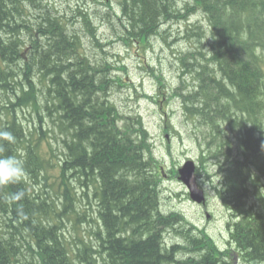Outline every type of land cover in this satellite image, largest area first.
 <instances>
[{"label": "trees", "instance_id": "obj_1", "mask_svg": "<svg viewBox=\"0 0 264 264\" xmlns=\"http://www.w3.org/2000/svg\"><path fill=\"white\" fill-rule=\"evenodd\" d=\"M44 2L0 0V92L15 93L13 84L20 85L6 105L0 99V130L16 138L14 144L0 142V154L18 156L27 170L19 184L0 186V264H229L236 256L264 264V0H187L183 8L175 0H120L121 13L115 15L125 39L144 47L153 37L166 41L161 30L172 20L188 21L198 12L206 19L208 34L200 25L185 32L192 40L196 29L195 42L207 53L183 54L194 90L179 96L205 146L202 162L214 161L226 177L218 195L236 220L226 252L206 232L192 235V227L179 226H189L185 218L161 212L159 162L141 117L118 111L108 99L114 82L109 64L82 54L78 36L71 40L56 10ZM106 7L112 12L109 3ZM78 15L95 35L89 15L81 10ZM34 72L53 93L47 110L50 116L53 109L58 113L55 121L65 135L64 158L56 164L63 209L40 190L41 175L48 187L50 160L45 164L40 142L32 143L16 115L40 108ZM76 174L88 179L100 206L95 245L79 240L72 247L62 233L63 217L78 216L70 183ZM16 191L25 196L12 202ZM166 229L183 244L167 248ZM180 252L181 262L174 259Z\"/></svg>", "mask_w": 264, "mask_h": 264}, {"label": "rangeland", "instance_id": "obj_2", "mask_svg": "<svg viewBox=\"0 0 264 264\" xmlns=\"http://www.w3.org/2000/svg\"><path fill=\"white\" fill-rule=\"evenodd\" d=\"M175 1L179 8H183L187 2ZM119 2L120 0H45L44 3H48L50 8L56 10L60 20L68 28L71 40L74 35L78 36L79 51L82 54L93 61L97 60L98 64H109L110 70L107 72L109 79L114 82L107 92L108 99L115 104L118 111L126 117L142 118L148 132V142L152 146L155 159L159 162L161 180L158 201L161 212L165 216L184 217L190 225L179 223V226H185L186 229L192 227V235H197L198 230H204L220 249L225 250L229 247V231L234 230V225H227L231 221V212L223 205L218 195L220 187L225 188L226 177L224 174L218 175L219 168L213 161L202 162L201 153L205 146H200L199 142H203L201 135L192 120L186 116L182 98L179 96L181 92L188 94L194 90L193 76L184 70L180 61L183 54L196 51L207 53L195 42L198 39L196 29L194 30L196 35H193L192 40L185 38V32L188 27L193 29L194 26L200 25L208 34L206 19L197 11L198 13L192 15L188 21L172 20L161 30L166 41L161 37H153L144 47L134 40L125 39L120 28L121 22L115 17L121 13ZM107 3L112 6V12L106 7ZM79 10L89 15L93 26L96 27L95 35L87 31L82 18L78 15ZM37 11L39 12V9ZM32 14H36L35 10ZM97 41L102 46H98ZM189 61L193 62L191 59ZM31 76L37 85L40 108L38 111L33 107L23 108L17 111L16 115L24 124L32 143L40 142L41 157L45 161L50 160L49 168L46 165L48 187L44 188L45 182L41 175L40 190H47L51 198L53 197L52 200L63 209L62 204L66 203V200L59 187L60 174L56 164L64 158L62 140L65 135L60 132L55 121L58 113L53 109V116H50L47 110V106L52 109L53 94L46 88L48 83L42 80V75L35 72ZM20 80L22 81L19 82L26 88L21 72ZM13 85L15 93L0 92V99L4 105L8 101L6 98L14 97L20 90V85ZM0 118L4 119L3 115H0ZM205 156L207 157V154ZM187 160H193L199 167L197 179L206 192V206L198 205L191 200L188 189L174 173ZM79 176V174L70 176L72 195L75 200L78 198L75 201L78 216L71 214L63 217L62 223V233L72 247L80 246L79 240L87 244H97L94 233L101 228L100 206L94 197L90 182L86 177ZM30 183L34 184L33 181ZM86 183L89 188L85 187ZM250 189L254 191V188ZM179 226L177 230L180 229ZM164 237L167 247L177 243L183 244L181 237L171 229H166ZM190 254L195 256L194 251ZM94 257L98 258L97 255ZM184 257V252H180L174 259L181 262ZM229 262L234 264L230 259ZM237 264L253 263L241 259Z\"/></svg>", "mask_w": 264, "mask_h": 264}, {"label": "clouds", "instance_id": "obj_3", "mask_svg": "<svg viewBox=\"0 0 264 264\" xmlns=\"http://www.w3.org/2000/svg\"><path fill=\"white\" fill-rule=\"evenodd\" d=\"M6 141L10 144L16 142V138L12 132L8 130H0V142ZM4 152L3 145L0 144V153ZM27 176V170L23 159L16 155L0 154V186L15 185L24 181ZM23 191H16L10 196V201L17 202L24 198Z\"/></svg>", "mask_w": 264, "mask_h": 264}, {"label": "water", "instance_id": "obj_4", "mask_svg": "<svg viewBox=\"0 0 264 264\" xmlns=\"http://www.w3.org/2000/svg\"><path fill=\"white\" fill-rule=\"evenodd\" d=\"M195 164L192 161L187 162L179 170V179L187 186L193 201L202 203L205 200L204 192L199 188L195 176Z\"/></svg>", "mask_w": 264, "mask_h": 264}, {"label": "bare ground", "instance_id": "obj_5", "mask_svg": "<svg viewBox=\"0 0 264 264\" xmlns=\"http://www.w3.org/2000/svg\"><path fill=\"white\" fill-rule=\"evenodd\" d=\"M32 75V74H31ZM32 78V77H31ZM44 86V85H43ZM44 156V155H43ZM78 204V203H77ZM78 214V213H77ZM89 217V216H88ZM66 242V241H65ZM68 244V243H67ZM82 246V245H81Z\"/></svg>", "mask_w": 264, "mask_h": 264}]
</instances>
